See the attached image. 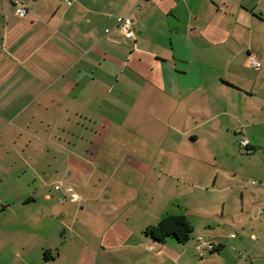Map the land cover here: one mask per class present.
<instances>
[{
    "label": "crops",
    "instance_id": "1",
    "mask_svg": "<svg viewBox=\"0 0 264 264\" xmlns=\"http://www.w3.org/2000/svg\"><path fill=\"white\" fill-rule=\"evenodd\" d=\"M15 1L0 0V264H264V0H20L25 17ZM181 208L193 239L146 235Z\"/></svg>",
    "mask_w": 264,
    "mask_h": 264
},
{
    "label": "trees",
    "instance_id": "2",
    "mask_svg": "<svg viewBox=\"0 0 264 264\" xmlns=\"http://www.w3.org/2000/svg\"><path fill=\"white\" fill-rule=\"evenodd\" d=\"M193 231L194 226L187 215L168 213L156 225L148 226L145 233L160 242L171 238L180 243H187L191 240Z\"/></svg>",
    "mask_w": 264,
    "mask_h": 264
},
{
    "label": "built area",
    "instance_id": "3",
    "mask_svg": "<svg viewBox=\"0 0 264 264\" xmlns=\"http://www.w3.org/2000/svg\"><path fill=\"white\" fill-rule=\"evenodd\" d=\"M67 3L72 4V0H67ZM15 5H16L15 6L16 7V10H15L16 15H18L19 17H25L28 13L27 7L20 0H16ZM117 26H118L119 30L124 35H126L128 37L132 36L134 33V21L130 15L118 16L117 17ZM107 32H109V29L107 30ZM263 59H264V50H263ZM251 64L256 70L259 71L263 67V60H259V59H256L255 57L251 56ZM240 143L243 147L247 148V151L249 153L252 152V149L248 148L249 144H250V140L248 138H242L240 140ZM56 188H60V185H56ZM67 190L69 192L71 201H73V202L83 201V196L81 194L72 192L70 188H68ZM202 244H205L210 249H212V247H213L212 245L206 243L203 236L197 237L196 247L198 249H201Z\"/></svg>",
    "mask_w": 264,
    "mask_h": 264
},
{
    "label": "rangeland",
    "instance_id": "4",
    "mask_svg": "<svg viewBox=\"0 0 264 264\" xmlns=\"http://www.w3.org/2000/svg\"><path fill=\"white\" fill-rule=\"evenodd\" d=\"M184 198V199H183ZM187 198H189V195L188 194H186V195H184V197H182V200H184V201H186L185 199H187ZM191 199H193V197L191 198ZM203 201L205 200V198H203L202 199ZM206 200H207V202L208 201H210L211 202V204H216L215 205V207L213 208L214 210H216V211H218L219 212V210L221 211V205H222V202L220 201V198L217 196H212V197H207L206 198ZM176 204L178 205V207L180 206V204H181V199H178V201L176 202ZM176 211H174V212H177V211H179L177 208L175 209ZM209 210V209H208ZM180 211L182 212V214L183 213H185L186 212V209H184V208H181L180 209ZM192 213V212H191ZM191 215V214H190ZM217 215V214H216ZM221 214L219 213L216 217L217 218H220L221 216H220ZM192 218L194 219V220H196L197 222H202V216L201 215H195V216H192ZM195 234V233H194ZM193 235V234H192ZM197 236V235H196ZM191 239H193V237H191Z\"/></svg>",
    "mask_w": 264,
    "mask_h": 264
}]
</instances>
